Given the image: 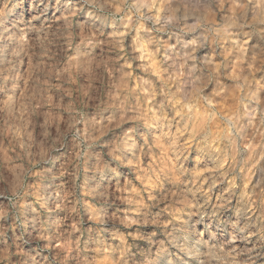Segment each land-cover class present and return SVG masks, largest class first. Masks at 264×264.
Instances as JSON below:
<instances>
[{
	"label": "clouds",
	"instance_id": "obj_1",
	"mask_svg": "<svg viewBox=\"0 0 264 264\" xmlns=\"http://www.w3.org/2000/svg\"><path fill=\"white\" fill-rule=\"evenodd\" d=\"M0 264H264V0H0Z\"/></svg>",
	"mask_w": 264,
	"mask_h": 264
}]
</instances>
